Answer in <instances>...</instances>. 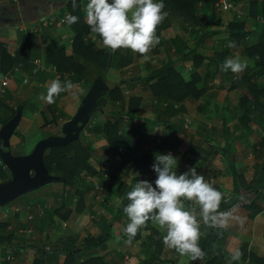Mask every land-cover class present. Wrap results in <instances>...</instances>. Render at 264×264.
I'll return each instance as SVG.
<instances>
[{
    "label": "crops",
    "instance_id": "obj_1",
    "mask_svg": "<svg viewBox=\"0 0 264 264\" xmlns=\"http://www.w3.org/2000/svg\"><path fill=\"white\" fill-rule=\"evenodd\" d=\"M69 1L0 0V44H5L9 53L20 54L25 32L37 33L33 63L28 70L20 69L15 75L9 92L0 94V128L3 104L9 112L19 106L23 108L18 126L23 142L11 145L16 151L29 153L40 139L61 134L62 111L75 107L76 113L96 79L94 64L86 62L89 68L86 78L73 82L79 89L60 93L52 104L39 99L41 93L46 94L45 86L49 81L59 77L64 82L57 67L47 62L46 52L53 40L64 45L68 53L72 52L74 33L66 20L63 21L69 14ZM233 1L237 10L228 9L223 0L189 8L187 16H192L189 21H184L178 12H172L169 25L157 28L160 42L148 53L147 60L129 49H121V65L115 60L103 78L109 90L120 81H127L122 84L124 98L141 96L142 104L136 117L130 118L124 113L126 100L115 102L109 98L104 110L96 112H101L100 119L95 113L97 120L93 122L114 121L116 111L123 110L120 132L136 146L137 150L131 152H170L178 160L177 174L196 167L206 182L223 193L218 213L224 224L216 227L230 230L231 235L221 264H264V188L256 189L258 184H264V181L257 183L264 175V114L251 112L248 115L245 106L240 105L244 95H253L250 91L253 81L264 85V58L258 53L263 52L258 48L264 47V0ZM80 2L86 21L88 0ZM238 10L243 11L241 17ZM236 21L244 22L243 38L230 37L229 25ZM94 39L98 47L102 46L101 41ZM229 42H234L236 47L229 48ZM237 55L247 62V68L239 74L222 71L225 59ZM36 59L41 60L40 66L35 63ZM169 61L184 80L195 79V93L180 102L155 97L149 85L139 80ZM24 77L29 78L28 83L23 82ZM233 84L235 86L229 88ZM259 98L258 102L264 104V95ZM33 100L40 106H32ZM24 102L27 103L22 105ZM26 108L30 110L28 115L24 114ZM54 110L58 113L57 120L52 113ZM107 113L109 116L105 118ZM34 127L41 129L45 136L29 139L28 132ZM89 138L94 148L90 160L93 170L91 173L81 171L78 186L71 187L69 194L63 191L62 184H49L46 189L42 187L18 197L9 208L0 206V222L4 223L0 227V264H64L66 248L81 246L87 238L107 234L110 235L108 243L91 252L93 257L100 258L84 264H142L153 257L157 258V264H204V257L193 261L189 255L181 256L174 249L166 248L163 244L166 232L151 220L139 230L131 244L126 243L123 229L129 221L120 211L124 203L127 205L126 193L139 180H148L155 186L156 174L135 165L131 153L124 154L122 164L124 150L109 146L104 135L91 134ZM2 174H8L4 167L0 169V182L4 180ZM236 184L240 191L234 195ZM62 194L66 197H60ZM236 196L237 202L227 209L222 208ZM253 199L259 212L251 217L246 204ZM61 203L64 207L59 214L55 213ZM80 203L81 210L78 209ZM16 207L23 209L17 213ZM42 207H46V212L40 216ZM29 214L34 218L29 219ZM205 228L201 223L200 230ZM237 250L243 255L234 261L231 256ZM82 251L81 248L79 252ZM78 259L76 264H82L85 254Z\"/></svg>",
    "mask_w": 264,
    "mask_h": 264
},
{
    "label": "trees",
    "instance_id": "obj_2",
    "mask_svg": "<svg viewBox=\"0 0 264 264\" xmlns=\"http://www.w3.org/2000/svg\"><path fill=\"white\" fill-rule=\"evenodd\" d=\"M217 0H163L165 5L164 11L168 13L166 19L158 26L160 29L165 28L169 25V15L172 12H178L184 21H189L192 16H187V11L189 8L197 7L200 4L207 2H216ZM160 2V0L158 1ZM80 0H76L77 7L73 9L72 0L68 2L67 10L69 14L77 16L78 22L72 25H69L71 30L74 33V41H73V49L71 53H68L66 47L64 45H60L57 41L53 40L47 46L46 52V60L49 64L55 65L62 76V81L71 80L72 82L78 81L81 79H85L89 68L86 62H92L94 64V78H96L99 74L106 76L107 70L110 66L113 65L115 60L118 59L116 64L121 65L122 56L119 54L121 49L113 52L111 49L104 48L103 46L98 47L97 41L94 39V34L91 33L89 26L87 25L84 15L81 9ZM173 8V9H172ZM244 22H232L229 25V34L231 38L240 37L243 38L245 35L244 32ZM36 32L27 31L22 36V47L19 55H12L8 52L7 46L5 44H0V70L3 73H7L9 71H13L16 67H19L21 70H28L31 63H33L35 56V41H36ZM99 41V37H96ZM258 49L263 50V52H258L261 58H264V47H259ZM263 60V59H262ZM263 63V61H261ZM69 75V77H67ZM133 80V79H132ZM144 81L149 85L152 94L157 98L167 97L171 98L174 102H180L184 100L187 96L194 94L196 90L194 88L195 79L190 82L184 80L179 71H176L175 65L172 62H165L162 66L157 67L147 78L139 79ZM237 79L234 80V82ZM257 80L253 81L251 93L253 95H244L241 99V104L246 108V113L248 115L251 112H258L260 114H264V104L259 103V97L264 95V85H258ZM127 81H120L113 87H110V90L107 94L100 98L99 104L105 108L108 102V99L111 98L115 102L117 100L125 101L126 99L122 93V84ZM11 83L7 85V92L11 88ZM235 84V83H234ZM229 85V88L235 85ZM197 96L199 93L197 91ZM127 109L124 110L125 115H128L130 118L136 117V112L138 108L142 104L141 96H130L127 100ZM27 102L22 103V105ZM7 105H2L1 122L5 124L9 119H11L17 108H13L10 112L8 111ZM22 107V106H21ZM57 107V106H56ZM54 118L57 120L58 113L57 111L52 112ZM75 111H67L63 110L60 115L61 121L58 120L60 126L67 120H69ZM123 114V110L116 111L115 120L107 119L103 124H94L95 116H93L90 124L81 132V136L79 139L70 142L67 145L50 148L46 151L44 155L45 163L50 171V173L54 175H58L61 177V183L63 185V191L69 194L71 192V187H76L77 185V177L79 176L81 171H86L91 173L93 170V165L91 163V157L94 152L93 145L90 141V135H98L102 134L106 137L109 146L113 147L115 150L122 149L124 150L122 153V164L125 162V155L131 153L134 157L133 162L137 166H141L143 170H152V164L154 162V155L156 152L154 151H145V152H131L133 150H137L136 146L130 143L126 137L120 132L121 122ZM91 133V134H90ZM23 142V135L21 134V130L19 127L16 129L15 133L11 138V145H17ZM23 150L14 151V154H25ZM2 167L6 168L8 174L3 175L2 178L5 180L11 176L10 170L4 166L0 165V169ZM154 172V171H153ZM155 174V172H154ZM262 178H259L257 183L264 181V175ZM264 188V184H258L256 186ZM240 191L239 185L236 184L234 189V195H237ZM259 195V194H258ZM26 195H22L20 197H24ZM19 197V198H20ZM60 197H66L65 194H62ZM258 197V196H257ZM127 200V199H126ZM238 197L236 196L235 200L231 202L225 203L222 207L223 209L229 208L233 203L237 202ZM256 199L251 200L250 203L246 204V208L250 212V216L253 217L259 212V207L256 204ZM128 204V200L125 201ZM64 207L63 203L59 208H56L55 213H60L62 208ZM124 206L121 207V212H123ZM78 209H82V204L78 206ZM219 209V208H218ZM4 223L0 222V227L3 226ZM206 226L205 229H201V236L199 240V246L202 251L205 253L204 255V264H221L220 259L225 253V249L227 247L231 232L228 229L216 227V226ZM109 234L104 237H90L85 239L84 243L81 246L73 245L64 250L65 252V262L64 264H76L79 260L80 256L85 254L86 259L82 264L92 261L93 259H99L100 257H93L91 254L93 249L98 247H103L108 243ZM0 234V243H2V238ZM84 251L79 252L80 249ZM46 250V249H44ZM57 253V249H55ZM92 256V257H91ZM92 259V260H91ZM90 260V261H89ZM157 258L153 257L150 260L144 261L142 264H157ZM81 264V263H80ZM234 264V263H232Z\"/></svg>",
    "mask_w": 264,
    "mask_h": 264
},
{
    "label": "clouds",
    "instance_id": "obj_3",
    "mask_svg": "<svg viewBox=\"0 0 264 264\" xmlns=\"http://www.w3.org/2000/svg\"><path fill=\"white\" fill-rule=\"evenodd\" d=\"M72 7H77L76 0H72ZM164 8L163 0H88L86 23L104 48L113 52L129 49L147 60L148 53L160 42L156 33L168 16ZM78 19L71 14L65 17L69 25L77 23ZM227 46L236 47L234 42ZM247 66V62L241 61L237 55L226 58L221 70L239 74ZM45 87L46 94L41 93L39 99L47 104L55 103V98L62 92L79 89L71 80L62 83L59 77ZM177 165V158L170 152L154 155L155 186L148 180H139L126 193L128 204L123 212L129 222L123 231L127 236L126 243L131 244L139 230L151 220L166 232L163 235L166 248L174 249L181 256L189 255L195 261L205 255L199 246L201 223L208 226L224 224L218 213L223 193L206 182L196 167L177 174ZM242 255L237 250L231 259L239 260Z\"/></svg>",
    "mask_w": 264,
    "mask_h": 264
},
{
    "label": "water",
    "instance_id": "obj_4",
    "mask_svg": "<svg viewBox=\"0 0 264 264\" xmlns=\"http://www.w3.org/2000/svg\"><path fill=\"white\" fill-rule=\"evenodd\" d=\"M109 90L105 79L99 74L83 97L74 116L64 122L61 134H52L40 139L31 152L21 155L13 153L11 138L20 125L23 108L0 128V157L11 171V177L0 182V206H6L21 195L40 189L47 184L61 181V177L50 173L44 155L50 148L69 144L79 139L97 111H103L100 98Z\"/></svg>",
    "mask_w": 264,
    "mask_h": 264
},
{
    "label": "built area",
    "instance_id": "obj_5",
    "mask_svg": "<svg viewBox=\"0 0 264 264\" xmlns=\"http://www.w3.org/2000/svg\"><path fill=\"white\" fill-rule=\"evenodd\" d=\"M223 2H224V4L226 5V7L228 9H232V10L236 9V4H235V2L233 0H223ZM242 15H243V11L238 10V17H241ZM63 21H65V19H63ZM35 63L40 66L41 60L40 59H36ZM54 69H56V68L54 67ZM18 73H20V68L16 67L13 71H9L7 73L0 74V94H3V93L7 92L8 83L13 81L15 79V75L18 74ZM23 82L24 83H28L29 82V78L28 77H24ZM0 165L6 166L4 164V162H3V160L1 159V157H0ZM22 209H23L22 207H16L15 212L19 213V212L22 211ZM45 212H46V207H42V208L39 209V215L40 216L44 215ZM28 218L29 219H33L34 215L29 214Z\"/></svg>",
    "mask_w": 264,
    "mask_h": 264
},
{
    "label": "rangeland",
    "instance_id": "obj_6",
    "mask_svg": "<svg viewBox=\"0 0 264 264\" xmlns=\"http://www.w3.org/2000/svg\"><path fill=\"white\" fill-rule=\"evenodd\" d=\"M60 17V16H59ZM74 90H76V89H73V91ZM76 98V97H75ZM32 106H36V107H39L40 106V103H38L36 100H33V104H32ZM75 107H73V108H70V107H68V110L69 111H71V112H73V111H75ZM32 110H33V107H32ZM30 113V110H29V108L27 109H25L24 110V114L25 115H28ZM102 114H101V112H98V113H96V118L97 119H100V116H101ZM107 116H109V114L107 113V114H105V118H107ZM95 118V119H96ZM96 119V120H97ZM41 121L43 122V119L41 118ZM60 130V129H59ZM53 131H54V129H53ZM38 135V137H36V139L35 140H38L39 138H41L42 136H45V134L43 133V131L41 130V129H39V128H37V127H34L31 131H29L28 132V138L29 139H32V138H34L35 136H37ZM19 149H21V148H19ZM12 151L14 152V151H16L15 150V148L13 147L12 148ZM53 184H61V183H59V182H53V183H50V185H53ZM49 184H47L46 186H44V189H46V188H48L49 186H48ZM43 189V188H42ZM25 195V194H24ZM22 196V195H21ZM20 199V198H19ZM15 202H17V199L16 200H14V201H12L11 203H9V204H7L6 206H8V208H9V206L11 207V205H15ZM49 203V202H48ZM5 207V206H4ZM6 208V207H5Z\"/></svg>",
    "mask_w": 264,
    "mask_h": 264
}]
</instances>
